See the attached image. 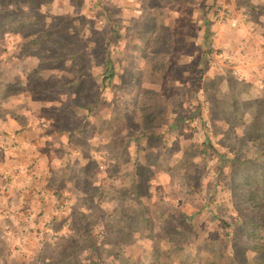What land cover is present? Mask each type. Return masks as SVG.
I'll list each match as a JSON object with an SVG mask.
<instances>
[{"label": "rangeland", "instance_id": "374dc122", "mask_svg": "<svg viewBox=\"0 0 264 264\" xmlns=\"http://www.w3.org/2000/svg\"><path fill=\"white\" fill-rule=\"evenodd\" d=\"M127 1L0 0L2 94L30 93L49 103L45 107L56 125L71 130L80 127L84 134L86 128L90 131L92 120L99 127H106L111 119L126 120L129 128L146 131L167 122L172 129V116L186 112L199 116L206 110L208 98V113L213 118L223 116L219 123L225 135L219 139L210 130L204 137L197 134L192 145L177 144L179 147L172 142L178 138L170 133L169 146L165 137L151 139L161 150L169 148L164 156L159 154V160L169 159L177 148L185 147L177 157L187 164L169 171L176 183L161 187L167 194H162L165 200L146 209L145 257L138 260V251L132 246L116 247L111 254L119 259L112 260L114 263L108 257L105 263H94L89 250L81 248V254L66 251L63 256L53 255L47 263L264 264V84L254 89L233 78L220 83L217 70L227 67V61L206 48L207 38L214 32L211 11L221 5L218 0H199L190 12L183 7L175 12L170 0H162L160 6L161 0H142L139 7H127ZM121 6L135 15L125 21ZM208 65L211 69L203 72ZM29 67L36 69L26 72ZM226 75L236 76L231 69ZM191 78L198 81L194 88L187 86ZM202 80L210 86L208 91L202 89ZM217 129L215 126L214 131ZM112 179L118 183L117 176ZM5 184L2 180L3 193ZM103 203L101 217L115 219L113 203ZM159 209L162 217L157 214ZM129 210L126 205L120 211ZM192 212L194 215L189 214ZM22 219L19 232L25 234L35 218L23 213ZM100 221L91 222L95 232L90 235L116 241L121 234L118 228L106 236ZM108 221L104 224L112 228L119 225ZM126 221L138 222L134 215ZM46 222L51 224L48 231ZM88 223L86 219L82 228ZM54 225L53 218L43 221L44 235L53 243L59 236ZM36 234L41 237V232ZM137 236L136 232L126 237L134 242ZM78 237L64 238L76 241ZM15 250L7 249L6 255L12 257Z\"/></svg>", "mask_w": 264, "mask_h": 264}, {"label": "crops", "instance_id": "0c3cea01", "mask_svg": "<svg viewBox=\"0 0 264 264\" xmlns=\"http://www.w3.org/2000/svg\"><path fill=\"white\" fill-rule=\"evenodd\" d=\"M198 1L169 2L175 7V12L182 7L190 12L195 5L198 6ZM141 2L142 0H128L124 5L139 7ZM218 2L226 11V17L222 21L214 22L211 27L217 35V45L230 55L227 61L229 65L226 63L227 67L219 66L217 70L220 83L226 79L229 83L233 78L256 89L259 84H264V0H218ZM160 5H163L162 0L158 6ZM121 7L122 17H127L125 21L135 15L132 10H127V7ZM8 66L10 69L14 67L12 64ZM229 68L235 77L226 75L230 71ZM35 69L29 67L26 72ZM210 69L208 65L207 70L204 68L203 72ZM206 79L211 80L209 77ZM195 81L191 78L189 82H185L187 86L194 88L198 82ZM204 81L202 80L200 84L203 90L206 87L208 91L210 86ZM209 103L210 100L207 98L205 102L207 108L199 116L189 115L187 112L186 116L180 114L172 116L175 123L172 129L167 128V122L163 123V127L154 128V131H146V128L140 129L137 126L129 128L126 120L117 122L111 119L110 123L106 122V127H99L96 120H92L90 131L86 128L84 134L80 127H73L71 130L56 125L53 121L55 117L45 107L49 103L25 92L6 97L0 88V184L4 180L7 190L6 193L1 192L3 186H0V233H2L0 264H48L47 259L54 257L53 255L63 256L66 251L77 250L81 254L83 252L81 248L89 250L88 255H91L89 259L94 263L100 261L105 263L107 261L104 259L107 257L110 263L119 259L111 254L116 247L122 250L132 246L138 251V260L139 257H145L146 209L158 200L161 201L159 204L165 200L166 197L162 196L165 191L161 187L176 183L170 178L169 171L173 168L178 169L179 165L185 168L184 165L187 164L185 160L177 157V153H182L180 151H184L185 147L177 148L172 157L168 154L169 159L159 160V154L162 153L164 156L163 151L169 148L161 150V145L157 146L151 139L162 140L165 137V144L168 145L169 135L172 134L178 138V141L172 140L175 145L186 146L189 142L190 145L193 144L192 141L197 134L204 137L210 130L220 137L219 139H223L225 131L220 130L222 124L219 123L224 120L223 116L214 117L217 121H213L214 118L208 113ZM200 121H204L201 128ZM215 126L218 128L216 132ZM123 137L130 139L125 140ZM174 157L176 159H173ZM99 168L104 169L100 172ZM5 172L7 178L3 176ZM114 176L119 178L116 184L113 183ZM59 199L67 201L61 209L57 207ZM103 201L113 203L111 211L114 212L115 215L112 217L115 219L111 218V221H108L105 216L101 217ZM126 205L131 211L122 214L120 210ZM157 212L159 217H162L161 209ZM23 213L33 215L35 219L34 223L30 224V232L20 234ZM133 215L138 221L136 225L126 221ZM50 218L54 219V227L56 226L55 230L59 234L58 240L54 243L43 231V221ZM86 219L89 223L83 229L82 224ZM99 219L105 235H111L118 228L121 234L116 241H112L110 237L98 240L93 234L90 235L91 232H95L91 229L95 230V225L91 226V222L96 223ZM107 221L112 225L114 221L119 222V225L112 228L104 224ZM174 230L175 233L178 232L177 224L174 225ZM174 230L170 227V231ZM36 232H41V237ZM136 232L138 236L134 242L126 237L127 233ZM77 235L79 237L76 241H67L64 238L76 239ZM171 239L172 237H169V240ZM9 248L18 251L15 250L16 254L10 257L11 255H6Z\"/></svg>", "mask_w": 264, "mask_h": 264}, {"label": "built area", "instance_id": "2783aa9c", "mask_svg": "<svg viewBox=\"0 0 264 264\" xmlns=\"http://www.w3.org/2000/svg\"><path fill=\"white\" fill-rule=\"evenodd\" d=\"M225 17H226V11L224 10V8L221 5L217 4L215 6V8L211 11V20L215 21V22L216 21H222L223 19H225ZM216 38H217V35L215 32H213L209 35V37L207 38V46H206L207 50H209L210 53H213L215 55V57H217L223 61H228L230 58L229 53L217 45ZM3 176L5 178H7L6 177L7 173L6 172L3 173ZM66 204H67L66 199H60L58 206H59V208H63ZM45 226H46V229L48 231L49 228L51 227V224L46 222Z\"/></svg>", "mask_w": 264, "mask_h": 264}, {"label": "trees", "instance_id": "16d2710c", "mask_svg": "<svg viewBox=\"0 0 264 264\" xmlns=\"http://www.w3.org/2000/svg\"><path fill=\"white\" fill-rule=\"evenodd\" d=\"M106 77L105 78H108V75H105ZM145 221H147V219L145 218ZM104 232V231H103Z\"/></svg>", "mask_w": 264, "mask_h": 264}]
</instances>
